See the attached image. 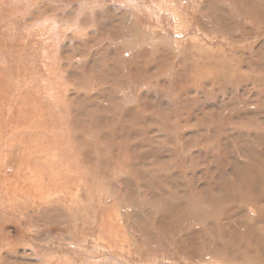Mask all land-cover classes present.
I'll use <instances>...</instances> for the list:
<instances>
[{
  "label": "rangeland",
  "instance_id": "374dc122",
  "mask_svg": "<svg viewBox=\"0 0 264 264\" xmlns=\"http://www.w3.org/2000/svg\"><path fill=\"white\" fill-rule=\"evenodd\" d=\"M0 264H264V0H0Z\"/></svg>",
  "mask_w": 264,
  "mask_h": 264
}]
</instances>
